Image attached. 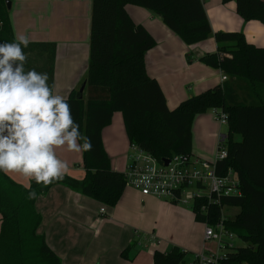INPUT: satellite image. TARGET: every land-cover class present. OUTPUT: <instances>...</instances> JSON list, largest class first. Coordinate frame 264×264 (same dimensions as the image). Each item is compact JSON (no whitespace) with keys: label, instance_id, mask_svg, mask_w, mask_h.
<instances>
[{"label":"trees","instance_id":"obj_1","mask_svg":"<svg viewBox=\"0 0 264 264\" xmlns=\"http://www.w3.org/2000/svg\"><path fill=\"white\" fill-rule=\"evenodd\" d=\"M7 1L11 0H0V42L14 40ZM221 2H234L244 22L264 25L263 0ZM125 5L153 13L186 46L212 35L201 0H92L86 100L79 91L67 96L73 119L92 144L90 151H82L84 178L80 183L64 175L46 186L31 181V188H26L0 173V264H61L44 238L36 234L42 217L35 210V202L54 186L66 187L103 208L117 205L126 188L125 177L111 169L101 141L102 129L110 124L114 113L122 116L128 144L160 163L175 155L192 156V123L208 111H221L227 117V157L217 161L215 169L219 176L232 170L239 194L222 197L220 205L214 207L198 201L191 212L202 224L205 219L199 208L206 205L210 225L222 212L224 228L243 243L226 249L219 264H264V48L248 43L241 32L213 33L216 54L199 60L220 70L230 83L192 96L169 110L158 83L146 72L145 55L156 42L142 26L133 23ZM23 51L27 55L25 69L47 73L52 89L55 45L29 43ZM238 81L245 84L248 98L240 99L236 93ZM30 191L35 192V198H29ZM225 208H237L238 212L230 219ZM136 245L130 243L121 251V258L125 259ZM186 255L176 246L166 252L155 250L152 263L186 264Z\"/></svg>","mask_w":264,"mask_h":264},{"label":"crops","instance_id":"obj_2","mask_svg":"<svg viewBox=\"0 0 264 264\" xmlns=\"http://www.w3.org/2000/svg\"><path fill=\"white\" fill-rule=\"evenodd\" d=\"M201 1L212 35L192 46H186L150 11L133 5L124 7L133 23L142 26L156 42L145 55L146 72L158 83L169 110L181 100L230 83L220 70L199 60L216 54L213 33L241 32L248 43L264 48V25L258 21L244 22L237 15L234 2ZM91 3L92 0L10 1L8 19L13 37L25 34L30 43L55 45L53 94L67 98L71 91H77L85 84ZM34 6L35 10H31ZM24 11L27 14H23ZM33 19L37 29H33ZM222 76L227 80L221 82ZM234 87L240 99L248 98L243 82L238 81ZM85 96L84 87L82 98ZM219 135H222L221 125L213 111L196 116L191 127L192 157L206 163L213 162ZM101 141L111 169L122 173L127 167L129 144L119 112L114 113L110 124L102 129ZM56 151L67 164L64 175L81 183L84 178L82 151H69L66 147ZM5 175L26 188L31 182L19 173ZM34 207L42 217L36 234L44 238L61 264H153L155 250L166 252L173 246L193 255L191 261L196 254L204 252L203 228L192 213L176 204L143 197L127 186L117 205L112 209L105 208L104 215L99 211L103 207L101 204L63 186H54L39 196ZM133 236L139 243L145 237L148 241L152 237L155 242L148 243L147 254L132 258L128 254L125 259L121 258V251L132 243Z\"/></svg>","mask_w":264,"mask_h":264},{"label":"clouds","instance_id":"obj_3","mask_svg":"<svg viewBox=\"0 0 264 264\" xmlns=\"http://www.w3.org/2000/svg\"><path fill=\"white\" fill-rule=\"evenodd\" d=\"M29 43L25 34L0 42V173H19L46 186L67 171L58 148L90 151L92 144L81 134L67 98L53 94L47 73L25 69L23 49ZM35 195L29 192V198Z\"/></svg>","mask_w":264,"mask_h":264},{"label":"built area","instance_id":"obj_4","mask_svg":"<svg viewBox=\"0 0 264 264\" xmlns=\"http://www.w3.org/2000/svg\"><path fill=\"white\" fill-rule=\"evenodd\" d=\"M226 80L225 76L221 77V82ZM213 113L219 125H226L227 117L224 113L221 111H213ZM225 141V135L218 136L215 158L211 163L192 156L175 155L166 159L168 160L166 166L163 161L159 163L136 145H129L131 155L124 171L126 186L143 197H153L171 204L188 205L192 202L193 206L198 201H204L209 206H219L222 197L239 194L238 180L232 170H228L223 176L216 173V162L227 157ZM188 190H194L191 197H187ZM182 194H185L186 198H182ZM207 209L206 205H201L199 208V213L205 219L202 223L203 241L216 243L217 250L215 253L196 254L193 261L187 264H219L224 254L219 257L218 251L222 247L224 249L234 247L232 239L235 236L224 228L225 218L222 212L220 219L210 225L207 223ZM99 211L101 215L105 214V208L102 207ZM149 241L155 242L152 237Z\"/></svg>","mask_w":264,"mask_h":264},{"label":"rangeland","instance_id":"obj_5","mask_svg":"<svg viewBox=\"0 0 264 264\" xmlns=\"http://www.w3.org/2000/svg\"><path fill=\"white\" fill-rule=\"evenodd\" d=\"M26 1H29V0H26ZM35 8H36V6L30 8V9H31V10H35ZM13 11H14V10H13ZM14 13H16V12L14 11ZM23 14H27V11H24ZM9 18H11V17H9ZM29 19H30V24H31V14H29ZM18 22H19V21H18ZM32 24H33V29H37V28H36V21H35V19H33ZM81 87H82V85L79 86V88L77 89V91H79ZM75 91H76V90H75ZM195 96H196V95H195ZM189 98H190V97H189ZM186 99H188V98H186ZM186 99H184V100H186ZM84 100H86V96H85V99H84ZM184 100H181L180 102H182V101H184ZM180 102H178V103L175 104L174 106L171 105L170 108H174V107H176ZM226 132H227V127H226V125L221 126V134H222V135H226ZM235 140H236V141H239V140H240V137H239V136H235ZM130 155H131V151L129 150V146H128L127 154H126L127 164H128V162H129V157H130ZM125 170H126V169H124V171H125ZM124 171H123L122 173H124ZM120 173H121V172H120ZM193 191H194V190H188L187 197H191V194H192ZM181 197H182V198H186V195H185V194H182ZM163 201H164V200H163ZM166 202H167V201H166ZM176 206L179 207V208L182 209V210H185V211H188V212L192 213V212H191L192 202H189L188 205L176 204ZM237 212H238V209H237V208H225V214H226V216H227L228 218H230V219H233V218L235 217V215L237 214ZM201 226H202V224H201ZM202 228H203V226H202ZM131 241H132V242H136L137 245H136V246H135V247L129 252V258H132L131 256H134V255H137V254H147L148 250L150 249V248H149L150 246L148 245V243H149L150 241H148V239H147L146 237L144 238V240H143L142 242H140V243H142L143 245H145V247L142 246V245L136 240L135 236L132 237V240H131ZM232 242H233V244H234V247L242 246V245H243V243L241 242V240L238 239L237 237L233 238V239H232ZM204 243H205V247L203 248V250H204V252H205L206 254H208V253H215V252H216V250H217V244H216V243H214V242H204ZM146 247H147V248H146ZM225 252H226V249H224V248L222 247V248L218 251L217 256L221 257L223 254H225ZM200 253H201V252H200ZM200 253H198V254H200ZM192 258H193V255H191V254L186 255V257H185L186 264H187L188 262H190V261L192 260Z\"/></svg>","mask_w":264,"mask_h":264},{"label":"water","instance_id":"obj_6","mask_svg":"<svg viewBox=\"0 0 264 264\" xmlns=\"http://www.w3.org/2000/svg\"><path fill=\"white\" fill-rule=\"evenodd\" d=\"M7 10H10V1L6 2ZM84 89V85L80 88L79 92L82 93ZM163 164L166 166L168 164V160H163Z\"/></svg>","mask_w":264,"mask_h":264}]
</instances>
